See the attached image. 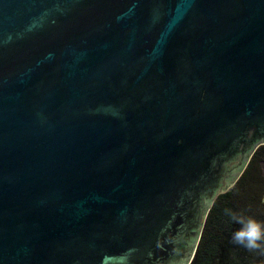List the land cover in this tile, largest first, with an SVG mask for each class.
Here are the masks:
<instances>
[{
  "label": "water",
  "instance_id": "obj_1",
  "mask_svg": "<svg viewBox=\"0 0 264 264\" xmlns=\"http://www.w3.org/2000/svg\"><path fill=\"white\" fill-rule=\"evenodd\" d=\"M264 145V0H0V264H190Z\"/></svg>",
  "mask_w": 264,
  "mask_h": 264
},
{
  "label": "trees",
  "instance_id": "obj_2",
  "mask_svg": "<svg viewBox=\"0 0 264 264\" xmlns=\"http://www.w3.org/2000/svg\"><path fill=\"white\" fill-rule=\"evenodd\" d=\"M263 198L264 145H261L235 184L215 199L190 264H264L260 251H249L233 241V233L240 225L225 214V209H230L264 223Z\"/></svg>",
  "mask_w": 264,
  "mask_h": 264
},
{
  "label": "clouds",
  "instance_id": "obj_3",
  "mask_svg": "<svg viewBox=\"0 0 264 264\" xmlns=\"http://www.w3.org/2000/svg\"><path fill=\"white\" fill-rule=\"evenodd\" d=\"M212 201L209 208L214 207ZM225 214L230 216L235 224L240 227L233 233V241L249 251H260L264 254V223L243 214H237L230 209H225Z\"/></svg>",
  "mask_w": 264,
  "mask_h": 264
},
{
  "label": "rangeland",
  "instance_id": "obj_4",
  "mask_svg": "<svg viewBox=\"0 0 264 264\" xmlns=\"http://www.w3.org/2000/svg\"><path fill=\"white\" fill-rule=\"evenodd\" d=\"M263 200H264V198H263Z\"/></svg>",
  "mask_w": 264,
  "mask_h": 264
}]
</instances>
